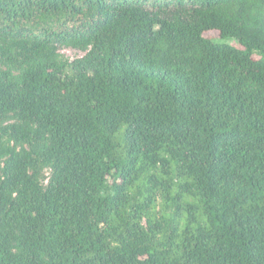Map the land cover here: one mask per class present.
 <instances>
[{"label": "trees", "instance_id": "1", "mask_svg": "<svg viewBox=\"0 0 264 264\" xmlns=\"http://www.w3.org/2000/svg\"><path fill=\"white\" fill-rule=\"evenodd\" d=\"M0 264H264V0H0Z\"/></svg>", "mask_w": 264, "mask_h": 264}, {"label": "rangeland", "instance_id": "2", "mask_svg": "<svg viewBox=\"0 0 264 264\" xmlns=\"http://www.w3.org/2000/svg\"><path fill=\"white\" fill-rule=\"evenodd\" d=\"M205 36L207 38L213 39L214 41L222 42L219 33L216 31L208 32L205 34ZM227 42L236 44L234 40H228ZM62 54L66 59L70 61L79 59L85 55V53L73 49H63Z\"/></svg>", "mask_w": 264, "mask_h": 264}]
</instances>
